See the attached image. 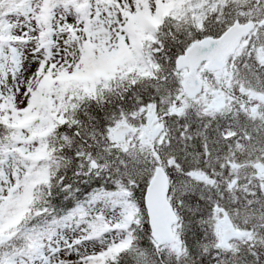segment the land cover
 <instances>
[{
	"label": "snow or ice",
	"instance_id": "1",
	"mask_svg": "<svg viewBox=\"0 0 264 264\" xmlns=\"http://www.w3.org/2000/svg\"><path fill=\"white\" fill-rule=\"evenodd\" d=\"M0 264H264V0H0Z\"/></svg>",
	"mask_w": 264,
	"mask_h": 264
}]
</instances>
